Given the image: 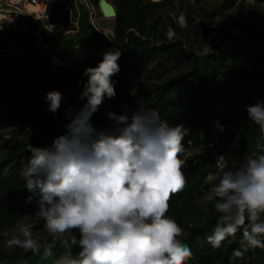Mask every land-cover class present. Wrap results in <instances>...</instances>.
<instances>
[{
  "label": "rangeland",
  "instance_id": "1",
  "mask_svg": "<svg viewBox=\"0 0 264 264\" xmlns=\"http://www.w3.org/2000/svg\"><path fill=\"white\" fill-rule=\"evenodd\" d=\"M45 5L42 11L36 12L29 10H41L34 5L33 0H0L1 10L18 11L13 20L0 24V30L22 26L31 16L35 20H31L32 23L39 30L42 21L38 17L43 18ZM69 6L72 13H76L72 3ZM76 9L79 10L77 29L58 38L45 37L51 50L64 52L62 48L68 42L61 39L75 38L77 33L87 32V24L91 26L87 15H84L86 10L79 4ZM250 12H253L259 22L262 32L259 33L260 39L238 41L234 35L237 31L245 32L241 27ZM160 15L168 25L174 27V33L165 37L181 43L183 50L179 52L177 59L164 65H158L156 61L149 62L139 78L143 86L138 88L130 84L136 77L129 60L122 59L107 65V75L112 73L113 79L120 77L117 82L120 91H125L128 87L129 94L136 96L137 109H131L126 102L120 101L118 105L123 108L121 113L124 120L113 106L109 110V120L98 125L86 120L81 111H76L64 120L65 124H69L70 131L46 140L48 147L45 152L27 148L26 151L19 150L15 155H19L18 160L22 163L19 171L21 177L26 171L36 169L37 157L42 153L48 156L47 177L77 172L80 182L85 179L88 171L97 168V181L120 182L114 199L93 209L83 204L85 197L77 192L68 196L74 204H62L48 209L36 204V200L12 199L10 196L13 193L9 197L2 196L0 212L4 213V217L7 218L17 210H20L22 217L3 225L0 251L22 253L32 246L51 243L53 251L56 250L57 253H49L48 264H71L70 250L73 249L76 254L85 239L76 238L78 228L85 230V241L93 240L105 236L106 224L112 219H118L123 225L133 222L148 224L152 217L157 221L158 211L163 205L168 207V214L163 217L162 228L168 241L174 245L180 239L187 238L192 228L203 226L213 217L237 222L258 214L259 233L253 237L244 231L237 244V254L232 255L226 264H264V0H234L230 5L225 0H171L160 11ZM98 17L102 26L114 32L113 20L104 19L99 13ZM91 28L95 31L92 26ZM218 33L224 34L226 39L223 43L216 42ZM74 42L77 41L74 39ZM80 44L82 43L77 45ZM192 49L203 52L206 60H214L215 67L207 69V78L202 81V85H198L196 81L194 85L179 84L177 89L182 91L179 93L181 98L177 106L154 110L151 105L160 92L158 85L192 69L186 58ZM86 61H76L74 66L84 65ZM121 86L124 88H120ZM220 88L227 90L229 95L232 94L230 101H215L216 92ZM35 91L36 95H46L48 90L36 87ZM121 93L123 95L124 92ZM104 95L113 98L117 96L111 87L106 88ZM70 102L71 95L67 90L61 93L51 92L44 112L56 111ZM7 106L6 101L0 100L1 115L5 113ZM97 106L105 108L101 103ZM240 107L247 111L251 121L261 131L253 144L237 139L223 145H206L199 149L189 147L185 155L169 168L165 177L155 174L154 156L143 162L136 174L129 168L132 164L123 158L124 152L139 140L138 134L130 132L133 124L153 127L159 122L170 121L173 128L182 130L192 124L199 127L201 121L208 117L217 116L220 112L231 113L233 108L241 115ZM152 111L156 117L144 114ZM40 130L37 124L2 128L0 141H36ZM125 131L128 134L124 135ZM8 151L9 148L0 144V156ZM196 164L205 173L200 189L173 204L163 203L157 196L151 197L155 193L170 199L177 174ZM13 167V162L3 163L0 166V176L13 172ZM74 239L76 247L73 248L71 242ZM233 240L234 234L230 227L211 224L206 235L197 237L196 244L203 248L213 243L224 250ZM156 254L157 251L151 249L149 253L134 256L130 264H148ZM211 257L199 264H223L221 257ZM11 264H25V261L20 259Z\"/></svg>",
  "mask_w": 264,
  "mask_h": 264
},
{
  "label": "trees",
  "instance_id": "2",
  "mask_svg": "<svg viewBox=\"0 0 264 264\" xmlns=\"http://www.w3.org/2000/svg\"><path fill=\"white\" fill-rule=\"evenodd\" d=\"M111 1L115 8L114 43L116 48L113 52L99 57L85 58L86 63L78 68L63 66L57 71L52 70L49 64L35 52H28L19 59L0 57V100L6 101L8 104L5 113L0 114V130L15 125L35 124L41 128L36 141L27 143L12 142L8 139L0 141V144L9 148L4 156H0V166L5 162L14 163L13 172L0 176V202L2 196L9 197L13 193L10 196L12 199L36 200V204L39 203L42 207L52 209L62 204H74L68 196L80 192L85 197L83 204L86 207L98 209L103 206L105 201L114 199L120 182L97 181L96 175L99 174L97 168L88 171L85 179L80 182H78L79 174L77 172L47 177L48 156L46 153H42L37 157L36 169L26 171L21 177L19 171L22 163L18 160L19 155L15 156L16 152L26 151L27 148L34 149L36 152H45L48 147L45 143L46 140L53 138L56 134L60 135L70 131L69 124H65L64 120L71 117L76 111H81L86 120L98 125L104 120H109V110L113 106L120 118L124 120L121 113L123 108L118 105L120 101L126 102V105L131 109H137L136 96L133 97L129 94L128 87L125 88V91H120L117 85L120 77L117 76L116 79H113L112 73L107 75L108 64L122 59L129 60L134 77H136L130 84L132 87L138 88L143 86V82L139 78L149 62L156 61L158 65H164L180 56L179 52L183 50L181 43L173 42L165 37V35L169 36L174 33V27L168 25L160 15V11L171 0ZM225 2L230 5L234 0H225ZM252 13L250 12L249 17L243 21L241 30L245 32L237 31L235 33L236 40L260 37L259 33L262 32L258 26L259 22ZM86 27L87 32L79 31L80 33H77L75 38L61 39L68 42L62 48L64 52L79 43L96 37L91 26L87 24ZM17 28H24L27 32L37 29L35 23L25 20L22 26L1 29L0 36L18 37L22 41L30 39L31 34L21 35ZM218 34L216 42L223 43L226 39L224 34ZM74 39L77 42H74ZM207 57L210 58V56ZM186 58L192 69L158 85L160 92L151 105L154 110L177 106L181 98L179 93L182 91V89H177L179 84L194 85L196 81L198 85H202V81L207 78V69L215 67L214 60H206L204 53L198 50H190ZM94 60L100 62L93 63ZM49 84H51L50 87ZM36 87L48 90L47 94L36 95ZM107 87L114 89L117 94L115 98L104 95ZM120 88H124V86ZM64 90H67L71 95L70 104L53 112H44V106L47 104L50 93H61ZM121 92H124L123 95ZM232 97V94L229 95L227 90L220 88L216 92L215 101H230ZM243 100H245V96ZM100 103L105 108H99L97 105ZM240 109L242 110L241 115L237 109L233 108L231 113L220 112L217 116L208 117L201 121L199 127L192 124L182 130L173 128L170 121L159 122L153 127L140 123L133 124L130 132L138 134L139 140L124 152L123 158L132 164L129 168L136 174L142 163L154 156L156 160L155 174L165 177L169 168L185 155L189 147L199 149L201 146L223 145L230 140L237 139L253 144L261 135V131L259 132L257 124L251 121V116L247 111L243 107ZM144 114L156 117L154 111L144 112ZM126 134L128 131L124 132V135ZM204 177L205 173L199 165L187 167L177 174L170 199L155 193H152L151 197L157 196L161 202L173 204L200 189ZM20 186L22 188L19 189ZM91 193L92 195H89ZM19 211L9 214L7 218L4 217L3 212H0V234L4 224L17 221L22 217ZM167 214L168 207L162 205L158 211L159 219L156 221L152 217L148 224L133 222L123 225L118 219H112L106 224L104 237L89 241H85V230L78 228L76 238L85 239L76 254L73 253V249L70 250L71 264H130L134 256L149 253L151 249H155L157 254L148 264H199L210 256L215 259L221 257L222 263L226 264L232 255L237 254V244L243 237V232L247 231L255 237L260 230L257 223L258 214L237 222L213 217L203 226L192 228L187 238L180 239L179 243L174 245L168 241L162 228L163 217H167ZM211 224H224L230 227L233 232L234 240L226 245L224 250L216 247L213 243L203 248L196 244L197 237L206 235ZM75 239L71 242L73 248L76 247ZM52 247L53 245L50 243L46 246L42 244L32 246L30 250L22 253L0 251V255H2L0 264H11L20 259H23L25 264H48L49 253H57L56 250L53 251Z\"/></svg>",
  "mask_w": 264,
  "mask_h": 264
},
{
  "label": "built area",
  "instance_id": "3",
  "mask_svg": "<svg viewBox=\"0 0 264 264\" xmlns=\"http://www.w3.org/2000/svg\"><path fill=\"white\" fill-rule=\"evenodd\" d=\"M52 0H47V3L44 8V17L39 18L42 21V26L38 30L33 32H27L24 28H17L21 35L31 34L30 39L22 41L18 37H6L0 36V57L8 59H19L23 57L28 52L37 53L44 61H46L52 70H59L63 66H72L74 67V62H63L61 60V55L65 52H55L51 50L48 43L45 40V36L49 38H58L67 33L74 31L78 28L79 25V10L76 9L77 4L81 5L86 10V15L88 22L95 29L97 36L106 37L114 45V32L110 28H105L99 23L98 13L104 19H115V16H107L103 14L102 8L99 4L101 0H63L66 7L69 11V18L67 23H52L48 21V8ZM107 2L112 3L111 0H106ZM70 3L74 7L76 13H72L70 9ZM27 20L35 21L31 17H28ZM32 22V21H31ZM81 60V59H80ZM79 61V60H77ZM82 66V65H81ZM76 68L80 66H75Z\"/></svg>",
  "mask_w": 264,
  "mask_h": 264
},
{
  "label": "water",
  "instance_id": "4",
  "mask_svg": "<svg viewBox=\"0 0 264 264\" xmlns=\"http://www.w3.org/2000/svg\"><path fill=\"white\" fill-rule=\"evenodd\" d=\"M103 14L107 16H115L114 5L107 2L106 0H101L99 2ZM69 18V11L63 0H52L48 8V21L52 23H67ZM104 39L107 48L99 49L97 46L98 41ZM115 50V45L110 42L106 37H95L80 45H77L70 50L66 51L61 55V60L63 62H74L80 59H85L88 57H98L109 54Z\"/></svg>",
  "mask_w": 264,
  "mask_h": 264
},
{
  "label": "bare ground",
  "instance_id": "5",
  "mask_svg": "<svg viewBox=\"0 0 264 264\" xmlns=\"http://www.w3.org/2000/svg\"><path fill=\"white\" fill-rule=\"evenodd\" d=\"M33 3H34V5L37 8H39L41 10H33V9H29V10L30 11L40 12V11L43 10V6L47 2H46V0H33ZM17 14H18V11L11 12L9 10H1L0 9V24L1 23H5V22H9V21L13 20V18L16 17ZM97 46H98L99 49H105V48H107V44H106V42H105L104 39H100V41H98V43H97Z\"/></svg>",
  "mask_w": 264,
  "mask_h": 264
}]
</instances>
